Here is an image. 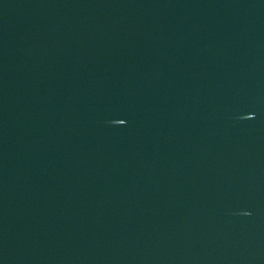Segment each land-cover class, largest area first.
<instances>
[{
    "label": "water",
    "instance_id": "1",
    "mask_svg": "<svg viewBox=\"0 0 264 264\" xmlns=\"http://www.w3.org/2000/svg\"><path fill=\"white\" fill-rule=\"evenodd\" d=\"M0 264H264V0H0Z\"/></svg>",
    "mask_w": 264,
    "mask_h": 264
}]
</instances>
